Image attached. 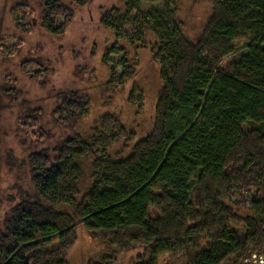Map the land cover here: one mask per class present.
Returning <instances> with one entry per match:
<instances>
[{
	"label": "trees",
	"instance_id": "trees-1",
	"mask_svg": "<svg viewBox=\"0 0 264 264\" xmlns=\"http://www.w3.org/2000/svg\"><path fill=\"white\" fill-rule=\"evenodd\" d=\"M156 1L7 0L0 264H71L81 229L98 249L83 264L264 255V0L143 9ZM188 4L206 10L197 39L178 16ZM238 41L248 53L225 62Z\"/></svg>",
	"mask_w": 264,
	"mask_h": 264
},
{
	"label": "rangeland",
	"instance_id": "rangeland-1",
	"mask_svg": "<svg viewBox=\"0 0 264 264\" xmlns=\"http://www.w3.org/2000/svg\"><path fill=\"white\" fill-rule=\"evenodd\" d=\"M6 3L7 0H0V30H1V26L4 22L5 19V7H6ZM163 4V0H158L156 2H144L142 7L145 11L151 9V8H161ZM206 9V8H205ZM206 10H204L203 8L198 9L196 6H193L191 4L188 5H184L181 10L178 13L179 19L181 20V22L184 23V27L186 28V32L188 34V36L192 39H197L200 36L201 33V27L202 25L206 22ZM248 53V48L246 47V43L244 41H238L237 43V50L235 55H232L230 57H228L227 59H225V62L228 61H234L236 59H238L241 55L243 54H247ZM114 60L118 61V57H113ZM9 140V139H8ZM8 140H6L5 142V137L1 136L0 138V146H1V150H0V155L4 154V162L1 166L2 168V173H4V175L7 178H11L10 177V173L11 172L7 167V158L6 156H8V153L5 151L7 150V148L11 145H14L13 143H9ZM127 148V149H126ZM130 147H125L124 144H120L115 146L113 149H111V155L112 156H116L119 154H126V151L129 149ZM4 150V152H3ZM15 153V152H14ZM17 155V153H16ZM18 156V155H17ZM3 159V158H2ZM18 160L21 161V159L18 157ZM9 161V160H8ZM83 171H84V180L82 183V190H83V195L86 194V192H88V189L90 187V175H91V161L90 160H86L83 162ZM6 169V170H5ZM15 175H13L14 177ZM2 179V178H1ZM6 192H9V188H5ZM242 193L236 192V196L239 197V195H241ZM243 197H239L236 198L232 201L231 206H233L235 208V210L238 212L239 216L241 218H246L248 216H250V211H249V207L246 205H244L242 203ZM243 229V228H241ZM88 235L84 230H80L79 232V239L78 242L76 244V247L72 250L71 252V257L69 259V261L71 262V264H83L85 263L84 260V248L85 250L88 252L87 253V257H91V256H95V252L98 251L96 244H93L91 240H89L88 242ZM96 248V250H95ZM101 253V252H98ZM141 253V251H133V252H129L126 254H123L121 256H119L118 261L116 264H134L136 257L138 256V254ZM257 256V257H254ZM251 257V259L249 260V264H260L261 262H263L264 264V255H254ZM261 258V259H260ZM88 259V258H87ZM178 259H174L173 256H166L164 258L161 259V263L162 264H170L171 262H176V263H180L182 262V259H180L177 262Z\"/></svg>",
	"mask_w": 264,
	"mask_h": 264
},
{
	"label": "built area",
	"instance_id": "built-area-1",
	"mask_svg": "<svg viewBox=\"0 0 264 264\" xmlns=\"http://www.w3.org/2000/svg\"><path fill=\"white\" fill-rule=\"evenodd\" d=\"M254 257H257V256H254ZM261 259V258H260ZM260 264H263V262H261Z\"/></svg>",
	"mask_w": 264,
	"mask_h": 264
}]
</instances>
